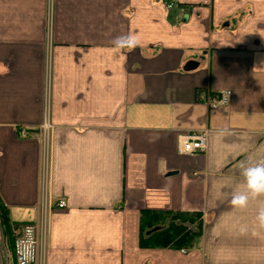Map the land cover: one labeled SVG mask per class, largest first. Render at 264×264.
<instances>
[{
	"label": "crops",
	"instance_id": "crops-1",
	"mask_svg": "<svg viewBox=\"0 0 264 264\" xmlns=\"http://www.w3.org/2000/svg\"><path fill=\"white\" fill-rule=\"evenodd\" d=\"M129 33L140 46L116 51ZM203 129V151H178ZM261 160L264 0H0V201L44 220V264H264V197L230 203ZM145 208L200 211L199 244L141 246Z\"/></svg>",
	"mask_w": 264,
	"mask_h": 264
},
{
	"label": "built area",
	"instance_id": "built-area-1",
	"mask_svg": "<svg viewBox=\"0 0 264 264\" xmlns=\"http://www.w3.org/2000/svg\"><path fill=\"white\" fill-rule=\"evenodd\" d=\"M231 95L232 90L230 88L223 89L216 93L209 92L205 89H198L196 91L197 98L206 102L212 108L229 102ZM49 101L50 91L47 84L44 94L42 119L38 126L43 139L41 157L43 170L48 162L49 133L51 130ZM20 132L22 136H26L28 134L26 129H21ZM207 134L208 131L206 129L180 133L177 138L178 151L188 153H197L203 151L207 145ZM56 205L59 208H64L66 206V202L64 199H60L57 201ZM43 227V219L39 223L36 221H19L11 223L10 231L14 239V264H44L43 247H41V242L39 240V229Z\"/></svg>",
	"mask_w": 264,
	"mask_h": 264
},
{
	"label": "trees",
	"instance_id": "trees-1",
	"mask_svg": "<svg viewBox=\"0 0 264 264\" xmlns=\"http://www.w3.org/2000/svg\"><path fill=\"white\" fill-rule=\"evenodd\" d=\"M0 216L5 235L4 243L8 249L11 247L13 250L14 239L10 234L11 222L8 219L7 207L1 201ZM201 234L202 214L200 211L188 212L150 208L141 211L139 244L143 247L188 249L199 244Z\"/></svg>",
	"mask_w": 264,
	"mask_h": 264
},
{
	"label": "clouds",
	"instance_id": "clouds-1",
	"mask_svg": "<svg viewBox=\"0 0 264 264\" xmlns=\"http://www.w3.org/2000/svg\"><path fill=\"white\" fill-rule=\"evenodd\" d=\"M140 39L129 33L121 35L114 39L113 47L116 51L134 50L140 46ZM244 185L240 191L233 192L231 195V205L238 209L244 210L248 207L249 202L264 197V160L252 164H241ZM258 229H264V207L260 208L256 215ZM240 232L246 233L247 226H241ZM254 235L256 232L253 233Z\"/></svg>",
	"mask_w": 264,
	"mask_h": 264
},
{
	"label": "rangeland",
	"instance_id": "rangeland-1",
	"mask_svg": "<svg viewBox=\"0 0 264 264\" xmlns=\"http://www.w3.org/2000/svg\"><path fill=\"white\" fill-rule=\"evenodd\" d=\"M7 215H8V219L11 223H12V221H22V220H30L31 219L30 213L24 212L21 209L13 208V207L7 208ZM0 226H1V216H0ZM1 230H2V226L0 228V231ZM2 233H3V230H2ZM4 240H5V235L3 233V242H4ZM6 256H5L6 258H4L2 255L0 256V264H14V262L12 260V248L11 247L8 249V253Z\"/></svg>",
	"mask_w": 264,
	"mask_h": 264
}]
</instances>
